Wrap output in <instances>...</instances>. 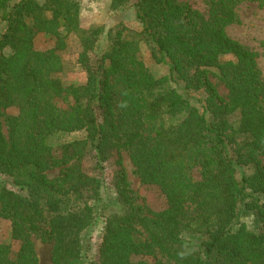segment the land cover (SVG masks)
<instances>
[{
    "label": "trees",
    "instance_id": "trees-1",
    "mask_svg": "<svg viewBox=\"0 0 264 264\" xmlns=\"http://www.w3.org/2000/svg\"><path fill=\"white\" fill-rule=\"evenodd\" d=\"M243 1L204 0L202 12L177 0H135L138 37L109 29L108 48L92 67L87 52L103 28L81 27L75 0H0V218L19 242L16 252L0 243V264H39L32 234L51 243L52 264H264V74L256 53L226 32ZM38 32L55 37L56 49L77 35L85 83L63 82L56 49L33 47ZM140 38L154 43L168 76L150 72ZM176 79L203 95L201 107L165 86ZM74 131L84 136L56 156L49 137ZM88 148L98 164L116 155L120 205L105 214L91 263L88 235L103 183L82 170ZM123 152L140 183L159 188L164 209L138 201ZM239 166L252 170L238 174Z\"/></svg>",
    "mask_w": 264,
    "mask_h": 264
},
{
    "label": "rangeland",
    "instance_id": "rangeland-1",
    "mask_svg": "<svg viewBox=\"0 0 264 264\" xmlns=\"http://www.w3.org/2000/svg\"><path fill=\"white\" fill-rule=\"evenodd\" d=\"M80 6L79 22L85 29L93 27H102L103 33L99 35L94 43L92 50L87 52L88 64L92 67L96 65L98 57L108 48L110 43L107 32L109 29H122L127 38L138 37L141 31V25L135 18V0H124L119 6L113 7V0H75ZM180 3H189L194 8L205 12L206 5L204 0H177ZM237 22L226 28L227 34L240 44L246 46L256 53V61L259 69L264 74V0L243 1L236 7ZM33 47L37 50H47L58 47L56 38L38 32L33 38ZM62 61L61 79L66 84H83L86 81L87 73L85 66L79 61V55L83 52V45L75 33L68 34L64 39V46L56 49ZM155 45L149 38H140L139 56L143 59L150 72L157 78L168 76L169 67L165 61H160L156 54ZM216 84L217 90L222 97H226L227 89L215 79L211 78ZM166 87L175 88L183 97L188 98L196 106L201 107L203 95L199 91H194L184 87L180 79L169 81ZM7 113L15 114V108H9ZM96 120H101L100 112L97 110ZM211 119L209 113L206 114ZM83 131L74 132H56L49 137V142L54 149V154L60 156L62 146L72 140L82 138ZM239 140V138H238ZM229 153L234 158V145H229ZM116 155L112 154L108 159L98 164L96 151L88 148L81 159V167L84 173L89 177L99 178L103 185L100 190L101 201L97 205V215L94 224L90 228L88 235L90 248L87 252V262H97L98 248L101 242L102 227L105 214L118 212L120 205L116 199L115 189L113 187V173L116 170ZM123 164L127 172V178L130 187L136 192L138 201L143 202L152 210L164 209L167 205L164 195L155 185H143L134 173V168L125 152L122 153ZM264 163V159H263ZM251 166H239L238 174L251 172ZM59 172L58 168L49 170L47 175L55 177ZM193 178L200 179L197 169L193 170ZM8 188L19 191L8 176L3 177ZM20 192V191H19ZM22 193V192H21ZM90 203L96 205V200L91 192L86 193ZM10 222L7 219L0 218V243L8 244L12 251L16 252L19 248V242L11 238ZM34 249L39 264L51 263V243L43 241L36 234L31 235Z\"/></svg>",
    "mask_w": 264,
    "mask_h": 264
}]
</instances>
